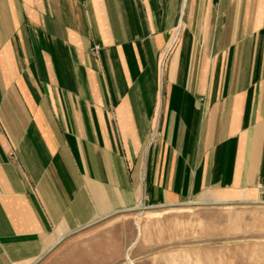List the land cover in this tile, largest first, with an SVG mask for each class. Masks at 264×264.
<instances>
[{
	"label": "crops",
	"instance_id": "crops-1",
	"mask_svg": "<svg viewBox=\"0 0 264 264\" xmlns=\"http://www.w3.org/2000/svg\"><path fill=\"white\" fill-rule=\"evenodd\" d=\"M214 190L264 203V0H0V264H136Z\"/></svg>",
	"mask_w": 264,
	"mask_h": 264
},
{
	"label": "rangeland",
	"instance_id": "rangeland-1",
	"mask_svg": "<svg viewBox=\"0 0 264 264\" xmlns=\"http://www.w3.org/2000/svg\"><path fill=\"white\" fill-rule=\"evenodd\" d=\"M205 202L145 209L157 211L138 218L149 256L135 263L264 264V203L232 190L211 191Z\"/></svg>",
	"mask_w": 264,
	"mask_h": 264
},
{
	"label": "built area",
	"instance_id": "built-area-1",
	"mask_svg": "<svg viewBox=\"0 0 264 264\" xmlns=\"http://www.w3.org/2000/svg\"><path fill=\"white\" fill-rule=\"evenodd\" d=\"M101 48H102V46L100 44H95L91 47V52L92 53H98Z\"/></svg>",
	"mask_w": 264,
	"mask_h": 264
}]
</instances>
